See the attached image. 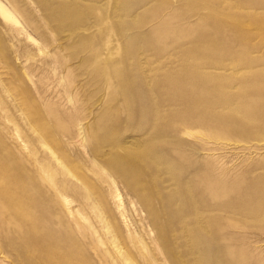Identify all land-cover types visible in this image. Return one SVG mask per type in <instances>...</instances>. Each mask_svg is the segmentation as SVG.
I'll list each match as a JSON object with an SVG mask.
<instances>
[{
    "label": "rangeland",
    "instance_id": "obj_1",
    "mask_svg": "<svg viewBox=\"0 0 264 264\" xmlns=\"http://www.w3.org/2000/svg\"><path fill=\"white\" fill-rule=\"evenodd\" d=\"M0 264H264V0H0Z\"/></svg>",
    "mask_w": 264,
    "mask_h": 264
}]
</instances>
